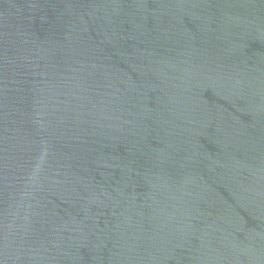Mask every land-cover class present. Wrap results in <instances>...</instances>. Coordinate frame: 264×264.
Wrapping results in <instances>:
<instances>
[{
	"label": "water",
	"instance_id": "95a60500",
	"mask_svg": "<svg viewBox=\"0 0 264 264\" xmlns=\"http://www.w3.org/2000/svg\"><path fill=\"white\" fill-rule=\"evenodd\" d=\"M0 264H264V0H15Z\"/></svg>",
	"mask_w": 264,
	"mask_h": 264
}]
</instances>
